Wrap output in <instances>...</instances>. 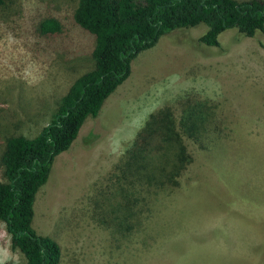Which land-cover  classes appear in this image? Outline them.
Returning a JSON list of instances; mask_svg holds the SVG:
<instances>
[{"label":"rangeland","instance_id":"rangeland-1","mask_svg":"<svg viewBox=\"0 0 264 264\" xmlns=\"http://www.w3.org/2000/svg\"><path fill=\"white\" fill-rule=\"evenodd\" d=\"M77 2L0 3V182L7 138L34 137L94 66L95 37L74 21ZM46 18L56 32H42ZM206 29H174L139 52L55 157L32 227L58 243L60 264H264V30L230 28L208 46L198 42ZM186 113L201 114L200 134L183 133ZM152 116L176 126L190 155L176 183L157 189L165 160L154 163L150 148L127 153ZM0 264H25L2 220Z\"/></svg>","mask_w":264,"mask_h":264},{"label":"trees","instance_id":"trees-1","mask_svg":"<svg viewBox=\"0 0 264 264\" xmlns=\"http://www.w3.org/2000/svg\"><path fill=\"white\" fill-rule=\"evenodd\" d=\"M73 19L95 37L93 68L72 82L50 122L34 137H8L1 157L6 181L0 182V220L25 264H60L58 243L32 227L35 195L48 180L55 157L71 146L85 119L96 116L104 100L130 75L132 59L167 32L201 23L207 29L198 42L208 46H219V35L230 28L253 36L264 30V0H78ZM40 26L43 33L60 27L54 18L44 19ZM197 114H184L181 127L188 137L201 133ZM151 119L127 153L130 157L133 148L141 152L150 148L154 163L159 157L165 160L161 164L165 169L151 181L157 189L176 183L174 177L190 162V155L176 126H167L159 117ZM134 162L136 179L143 181V166Z\"/></svg>","mask_w":264,"mask_h":264}]
</instances>
